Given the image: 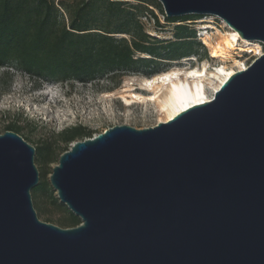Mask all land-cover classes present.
Listing matches in <instances>:
<instances>
[{
	"label": "water",
	"instance_id": "obj_1",
	"mask_svg": "<svg viewBox=\"0 0 264 264\" xmlns=\"http://www.w3.org/2000/svg\"><path fill=\"white\" fill-rule=\"evenodd\" d=\"M264 44V0H156ZM35 148L0 135V264H264V54L167 122L71 144L49 184L80 220L42 222Z\"/></svg>",
	"mask_w": 264,
	"mask_h": 264
},
{
	"label": "trees",
	"instance_id": "obj_2",
	"mask_svg": "<svg viewBox=\"0 0 264 264\" xmlns=\"http://www.w3.org/2000/svg\"><path fill=\"white\" fill-rule=\"evenodd\" d=\"M0 0V69L9 80L12 73L26 75L41 83L89 84L115 81L129 75L145 78L169 70L161 61H179L206 48L197 42L190 27L202 18L188 15L167 18L156 0ZM152 8L174 24L172 41L162 42L145 32L142 18L159 21ZM5 131L20 134L14 121ZM4 131V132H5ZM94 132L80 125L65 129L54 143L35 147L40 166L57 163L61 154L77 140L91 138ZM57 145H62L58 147ZM54 193L42 180L31 193ZM58 199H53L56 203ZM64 228H74L80 220L67 209Z\"/></svg>",
	"mask_w": 264,
	"mask_h": 264
},
{
	"label": "rangeland",
	"instance_id": "obj_3",
	"mask_svg": "<svg viewBox=\"0 0 264 264\" xmlns=\"http://www.w3.org/2000/svg\"><path fill=\"white\" fill-rule=\"evenodd\" d=\"M54 1L57 4L59 0ZM127 2L136 3L131 0ZM150 9L153 10L161 27H157L153 18L149 19L147 16L141 19L145 24V32L162 42L172 41L174 24L166 23L156 8ZM190 27L196 31L197 42L205 46L206 53L199 49L198 56L191 55L189 58L172 62L161 61L160 69L200 68L203 63H207V71L213 72L222 64L221 61L210 58L209 46L204 40L212 42L217 32H227L226 24L217 17L202 16ZM255 43L258 46L257 54L241 53L238 48L230 55L225 65L231 66L232 61L237 60L248 67L255 60V56L264 54V44ZM3 72L4 70L0 69V135L4 133L8 124L18 121V125L22 127L19 136L34 148L43 142L54 143L58 133L78 125L93 131L95 136L104 130L121 125L135 129L154 127L162 119V116L156 113L154 104L135 103L127 106L118 93L125 85H130L135 88L136 93L146 95L147 93L138 90L137 86L143 76L129 75L115 81L100 80L89 84L59 85L41 83L19 73H12L10 79L6 80ZM58 147L62 145H57ZM34 163L39 172V182L44 180L49 184L52 168L57 163L45 167L40 166L35 160ZM52 191L54 192L52 194L31 193L33 208L40 221L64 228L62 225L67 223L69 218L67 208L59 200L53 202L54 198H58L55 191Z\"/></svg>",
	"mask_w": 264,
	"mask_h": 264
},
{
	"label": "bare ground",
	"instance_id": "obj_4",
	"mask_svg": "<svg viewBox=\"0 0 264 264\" xmlns=\"http://www.w3.org/2000/svg\"><path fill=\"white\" fill-rule=\"evenodd\" d=\"M204 43L209 46L210 58L222 62L213 72H208L207 63H203L200 68H172L149 78L143 77L137 86L146 95L136 93L135 88L130 85H125L118 92L125 105L154 104L156 113L162 116L160 122H167L191 106L210 101L225 80L235 72L247 68L243 62L237 60H233L231 66L225 65L235 50L239 48L241 53L254 54L258 50L255 42L242 39L229 28L225 33L217 32L212 42L204 40Z\"/></svg>",
	"mask_w": 264,
	"mask_h": 264
},
{
	"label": "built area",
	"instance_id": "obj_5",
	"mask_svg": "<svg viewBox=\"0 0 264 264\" xmlns=\"http://www.w3.org/2000/svg\"><path fill=\"white\" fill-rule=\"evenodd\" d=\"M201 37V36H200ZM261 55H258V56H255L254 58L256 59V58H258V57H260Z\"/></svg>",
	"mask_w": 264,
	"mask_h": 264
}]
</instances>
